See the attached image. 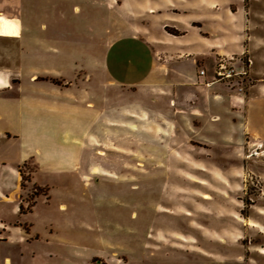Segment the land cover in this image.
<instances>
[{"label":"rangeland","instance_id":"rangeland-1","mask_svg":"<svg viewBox=\"0 0 264 264\" xmlns=\"http://www.w3.org/2000/svg\"><path fill=\"white\" fill-rule=\"evenodd\" d=\"M162 1H42L49 9V22L68 32L60 33L64 31L59 30L47 34L67 37L61 40L66 44L82 43V130L80 142L76 144L75 140L82 154V177L68 158V152L76 150L65 144L70 142L67 138L55 148L58 153L66 149L65 154H60L62 159L51 162L58 166L56 174L46 175L45 170L42 173L37 171L34 177L37 187L32 184V175L24 171L22 199L28 210L34 200L36 203L34 215L27 217L37 223L38 229L33 236H39L40 245L46 246V250L49 249L44 244L46 241L70 247L60 251L59 245H54L55 253L49 257V264H201V249L219 246L217 243L211 245L208 237L222 235L235 227L228 218L240 220L241 225L250 231L242 242L252 249L257 243L252 233H264V225L261 227L256 222L244 224L245 218L251 220L253 216H264V0H236L224 4L229 5L226 8L232 13L231 25L234 24V14L240 13L247 18L249 28L240 35L233 33L236 37L231 39V43L243 47V53L250 51V60L253 61V66L249 67L253 85L245 102L249 112L246 113L248 130L244 159L236 155L229 161L214 154L205 155V160H196L198 152L192 153L196 145H191L187 138L179 144L173 134L174 128L165 129L164 123L152 121L159 115L151 113L152 122H143L145 117H149L144 96L134 95V87L120 88L135 79L113 75L124 71H141L138 75H142L152 70L149 65L147 69L143 68L146 65L145 42L161 40L165 34L164 25L174 27L169 24L170 18L185 24L202 9L201 3L195 6L194 0H181L182 4L178 1L174 4L182 14L173 10H168V13L162 8ZM217 1L220 3L216 8H222V0ZM29 5L30 0H24V7L29 9ZM151 9L153 12L150 14ZM73 28L77 30L68 31ZM70 52L71 57H75L78 51L71 48ZM5 54L9 55V52ZM47 60H56L48 65L54 66L52 69L65 66L54 56L50 55ZM221 63L222 60L216 69ZM67 67L64 68L65 73ZM189 69L186 66V70ZM110 71V75H100ZM111 82L119 91L115 96H102L108 104L105 100L100 104L99 90L95 91V88L100 85L110 89ZM86 91L90 95H85ZM89 102L93 103L92 108L87 107ZM167 105L168 110L169 103L164 107ZM64 109V106L55 104L52 108L55 112H44L43 116L52 123L56 121L59 130L75 131L79 123L73 119V114L63 127L61 121L53 119L59 117L58 113ZM101 110L103 117L111 112L117 116H105L102 124L105 125L103 119L109 121L125 117L127 120L132 119L128 115H135L134 127L128 124L106 129L100 138L102 141L96 143L94 135L102 125ZM151 124L162 128L167 136L153 140L142 134V128ZM58 129H40L43 135L35 143L40 153L32 151L37 159L33 170L38 169L39 163L47 164L42 139L55 137L58 140L62 136ZM133 148L134 154H128V149ZM149 150L164 151V157L176 150L183 154L176 160L174 157L160 158L162 154ZM253 153V158L245 159ZM42 167L39 166L41 170ZM222 190L225 198L220 203L217 198L222 193L218 191ZM34 195L38 198H33ZM227 212L230 216H226ZM32 238L35 240L36 237ZM255 253L248 252L245 264H264V255L255 256ZM259 257H263V261ZM35 262L36 259L32 264ZM15 264L23 263L16 261Z\"/></svg>","mask_w":264,"mask_h":264},{"label":"crops","instance_id":"crops-1","mask_svg":"<svg viewBox=\"0 0 264 264\" xmlns=\"http://www.w3.org/2000/svg\"><path fill=\"white\" fill-rule=\"evenodd\" d=\"M42 1L47 0H30L28 9L24 7V0H0V264H15L16 261L32 264L34 259L36 262L33 264H49V257L55 253L54 245H59L60 251L68 247L63 243L46 241L44 244L49 247L50 252L46 250V246L40 245L42 242L39 236H33L38 227L35 221L28 219L34 215L35 206L29 211L22 199L24 171L32 175V184L37 187L39 185L34 178L37 171L42 173L45 170L46 175L56 174L58 166L51 162L62 159L60 154H65L66 149L58 153L55 148L67 138L70 142L65 144L72 145L76 150L69 151L68 158L82 177V154L76 145L80 142L79 133L82 130V43L69 41L70 44H66L61 40L67 37L47 34L59 30L64 31L60 33L68 32L49 22V9H46V4L43 5ZM177 1L182 4L181 0H163L162 8L167 12L173 10L174 13L182 14L176 10L174 3ZM231 1L236 0H222V8L217 9L216 4L220 3L217 0H194L195 6L200 3L202 6L195 18L186 20L183 24L180 23L181 20L172 17L169 24L174 27L164 25L165 34L161 40L145 42L146 65L143 68L147 69L149 65L152 70L142 75H138L141 71L113 74L122 79H135L133 83L120 88L134 87V95L144 96L143 99L149 107V119L145 117L143 122L152 120L151 113L159 115L152 121L164 123L165 129L174 128L173 134L179 144L187 138L191 145H196V149L193 148L192 151L198 152L196 160H205L207 158L204 156L211 154L226 161L236 158V155L244 159L243 149L246 146L248 130L246 113L249 112L245 102L252 87L245 95H241L234 85L216 81V66L220 60L242 69L244 58L250 60V56L252 57L250 51L245 57L244 48L231 43V39L236 37L233 33L240 35V32L249 28L247 18L240 13L233 15L234 24L231 25L232 13L227 10L229 5H224ZM75 9L79 11L78 8ZM152 12V9L149 10L150 14ZM15 22L17 23L14 25ZM76 30L73 28L68 31ZM168 30L178 33V36L170 34ZM71 48L78 51L75 57H71ZM50 55L61 59L65 66L52 69L54 66L48 65L54 64L56 60H47ZM186 66L190 69L186 70ZM201 71H205V77L199 76ZM110 73L111 71L109 74L105 72L100 75ZM109 85L110 89L100 85L95 88V91L99 90L100 104L104 100L108 104L102 96H115L119 91V88L113 87V82ZM89 93L86 91L85 95ZM24 96L27 97L26 100ZM166 103H169L168 110V105L164 107ZM55 104L62 105L65 109L58 113L59 117L53 119L61 121L63 127L66 121L72 119L73 114V119L79 123L75 131L67 133V130H59L56 121L52 123L44 117L45 113L55 112L52 110ZM87 107L92 108L93 103L89 102ZM66 111L71 113L65 114ZM102 112L103 110L100 113V124L102 118L109 114L117 117L112 112L103 117ZM128 117L132 119H103L105 125H100L95 133V142L102 141L100 138L104 136L106 129L128 124L134 127L132 121L135 120V115ZM44 128L58 129L62 136L58 140L55 137L42 139L47 164L37 163L38 169L33 170L32 166L37 159L32 151L35 150L39 155L40 151L35 143L43 135L40 129ZM142 130V134L153 140L167 136V132L152 124ZM148 152L160 153L153 150ZM161 152L163 156L160 158L174 157L176 160L178 155L181 159L183 154L176 150L164 157L165 152ZM127 153L134 154V148L128 149ZM39 166H43L42 170ZM218 192L222 193L217 198L221 203L224 201L225 191ZM226 216H230L228 212ZM228 219L232 220L235 227L222 235L208 237L211 245L217 243L219 246L201 249V264H245L250 250L257 252L255 256L264 255V233H252L257 242L252 249L242 242L247 239L250 231L245 225H241L240 220L232 217ZM250 219L245 218L244 224L256 222L261 227L264 225V216H253ZM32 237H36L35 240ZM259 258L263 261V257ZM258 261L260 262L259 259Z\"/></svg>","mask_w":264,"mask_h":264},{"label":"built area","instance_id":"built-area-1","mask_svg":"<svg viewBox=\"0 0 264 264\" xmlns=\"http://www.w3.org/2000/svg\"><path fill=\"white\" fill-rule=\"evenodd\" d=\"M247 57V54L245 55ZM244 66L242 69H237L234 66L230 65L227 61L223 60L221 64L218 65L216 71V81L220 83H226L229 85H234L236 87V91L245 95L250 87L253 85L249 67L252 65L251 61L248 58H244ZM205 71H201L199 73L200 77H205ZM254 153L251 155H247L245 157L246 160H250L253 158Z\"/></svg>","mask_w":264,"mask_h":264},{"label":"trees","instance_id":"trees-1","mask_svg":"<svg viewBox=\"0 0 264 264\" xmlns=\"http://www.w3.org/2000/svg\"><path fill=\"white\" fill-rule=\"evenodd\" d=\"M24 181H25V178H24ZM35 197V199L36 198H38V196H33V198ZM33 202V201H32ZM36 205V203H35V200H34V202L32 203V206H30V209H29V211L34 207Z\"/></svg>","mask_w":264,"mask_h":264},{"label":"bare ground","instance_id":"bare-ground-1","mask_svg":"<svg viewBox=\"0 0 264 264\" xmlns=\"http://www.w3.org/2000/svg\"><path fill=\"white\" fill-rule=\"evenodd\" d=\"M102 155L104 154V153H101Z\"/></svg>","mask_w":264,"mask_h":264}]
</instances>
